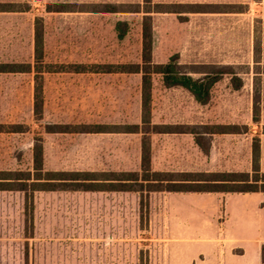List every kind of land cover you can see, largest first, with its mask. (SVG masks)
Listing matches in <instances>:
<instances>
[{
  "label": "rangeland",
  "instance_id": "374dc122",
  "mask_svg": "<svg viewBox=\"0 0 264 264\" xmlns=\"http://www.w3.org/2000/svg\"><path fill=\"white\" fill-rule=\"evenodd\" d=\"M0 3L31 7L0 12V63L34 64L35 22L43 18L44 67L52 71L44 74L41 116L34 113L35 73H0V171H33L34 148L41 143L48 172L141 173L143 133H119L116 127L142 129V74L119 70L142 65L148 15L153 63L178 55L182 71L196 78L224 72L207 105L152 75V124L174 131L149 135L152 169L176 175L251 173L259 143L264 172V0ZM49 4H70L72 11L48 13ZM107 5H116L118 12H104ZM118 21L129 25L123 40L115 31ZM234 76L241 79L240 89L234 88ZM52 125L65 132H47ZM216 125L234 126L238 133L205 135L210 144L205 155L190 131ZM106 126L115 132H97ZM16 129L21 132H12ZM88 130L93 132H82ZM223 197L67 188L0 191V264H222Z\"/></svg>",
  "mask_w": 264,
  "mask_h": 264
},
{
  "label": "trees",
  "instance_id": "16d2710c",
  "mask_svg": "<svg viewBox=\"0 0 264 264\" xmlns=\"http://www.w3.org/2000/svg\"><path fill=\"white\" fill-rule=\"evenodd\" d=\"M151 4L152 0H145ZM70 4L48 5V12H70ZM31 9L26 3H0V12H27ZM104 12L116 13V5H107ZM148 13V12H146ZM150 16L143 17V48L142 65H129L119 70L126 73L142 74V129L139 125L119 128L120 133H143L141 173L139 172H99L74 171L57 172L45 171L44 149L41 143H36L33 157V171H0V191H25L27 194L35 192H55L60 190L84 192H175V193H264V172L260 170V146L254 145L252 172H186L176 173L155 171L151 167V133H174L161 130L152 124L150 102L152 94V75L162 77V83L169 89H183L189 92L194 100L207 105L211 100L213 87L222 80L224 72L209 74L196 78L183 72L179 64V56H172L165 64H155L152 61L153 28ZM115 31L119 40H123L129 32V25L125 21H118ZM34 55L35 62L31 63H0V73L19 74L35 73V102L34 113L41 116L44 111L43 83L45 71V26L43 18H37L34 28ZM107 72H116L109 70ZM235 89L242 87L241 79L232 77ZM255 122L259 121L258 109L255 108ZM143 127L146 129L143 130ZM121 128V129H120ZM12 132H21L17 129ZM49 133H61L62 125H52L47 128ZM93 132V131H82ZM97 132H115L114 127L106 126ZM190 133L195 143L205 155L210 153V144L206 136L213 134L238 133L234 126L216 125L212 130L199 132L192 129ZM176 175V176H175ZM179 176L180 178H176ZM175 177V178H174ZM32 197V196H31Z\"/></svg>",
  "mask_w": 264,
  "mask_h": 264
},
{
  "label": "crops",
  "instance_id": "0c3cea01",
  "mask_svg": "<svg viewBox=\"0 0 264 264\" xmlns=\"http://www.w3.org/2000/svg\"><path fill=\"white\" fill-rule=\"evenodd\" d=\"M223 196L225 232L220 237L224 245H220L225 254L222 264H264V193H223Z\"/></svg>",
  "mask_w": 264,
  "mask_h": 264
}]
</instances>
